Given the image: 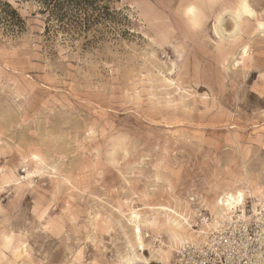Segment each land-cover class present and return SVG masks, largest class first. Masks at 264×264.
Wrapping results in <instances>:
<instances>
[{
	"label": "rangeland",
	"instance_id": "rangeland-1",
	"mask_svg": "<svg viewBox=\"0 0 264 264\" xmlns=\"http://www.w3.org/2000/svg\"><path fill=\"white\" fill-rule=\"evenodd\" d=\"M6 1L25 28L0 24V264H174L228 194L264 212V0H119L87 39Z\"/></svg>",
	"mask_w": 264,
	"mask_h": 264
},
{
	"label": "built area",
	"instance_id": "built-area-1",
	"mask_svg": "<svg viewBox=\"0 0 264 264\" xmlns=\"http://www.w3.org/2000/svg\"><path fill=\"white\" fill-rule=\"evenodd\" d=\"M199 239L182 245L174 264H264V212L244 206L225 218L198 213Z\"/></svg>",
	"mask_w": 264,
	"mask_h": 264
},
{
	"label": "trees",
	"instance_id": "trees-1",
	"mask_svg": "<svg viewBox=\"0 0 264 264\" xmlns=\"http://www.w3.org/2000/svg\"><path fill=\"white\" fill-rule=\"evenodd\" d=\"M24 1V0H23ZM38 6L44 18V35L61 34L75 39L91 33L95 38L102 28L117 26L124 16L114 9L119 0H25ZM0 24L10 35L22 33L25 21L6 0H0ZM93 40V39H92Z\"/></svg>",
	"mask_w": 264,
	"mask_h": 264
},
{
	"label": "bare ground",
	"instance_id": "bare-ground-1",
	"mask_svg": "<svg viewBox=\"0 0 264 264\" xmlns=\"http://www.w3.org/2000/svg\"><path fill=\"white\" fill-rule=\"evenodd\" d=\"M189 7H193V6H188L186 7L185 9V15L188 17V20L194 24V25H197L198 24V16H197V10H196V13L194 15L192 14H189L188 13V8ZM249 13V10L247 8V3L246 1H241L239 3V5L237 6V12L235 13V28L238 27V21L241 20L242 17H244L245 15H247ZM234 24V23H233ZM245 54V52H243ZM241 192H235L234 195H231V194H228V197L227 199L224 201V202H221L219 203V205L221 206V210L223 212L225 211H231L233 212L234 210H236L238 207H240L242 205V202H241ZM243 201V200H242ZM244 209H240V211H243ZM221 211V212H222ZM162 212V211H161ZM230 212V213H231ZM229 213V214H230ZM224 214V213H223ZM228 216V215H227ZM181 217V216H180ZM225 218V217H224ZM138 216L137 215H134L133 218H132V222H133V225H134V235L138 241V244L139 246L142 248L143 247V244H142V240H141V231H140V227H139V224H138ZM168 221V220H167ZM169 223V222H168ZM174 227H175V230H180L181 228V225L179 222H177L176 220H174ZM177 233V232H176ZM174 235V240L178 239V237L180 235L176 234ZM180 242L181 243V240L178 239L176 240V242ZM140 248H138L139 250ZM141 250V249H140ZM138 259H136L135 257H129L125 264H134L135 261H137ZM143 262V261H142Z\"/></svg>",
	"mask_w": 264,
	"mask_h": 264
},
{
	"label": "snow or ice",
	"instance_id": "snow-or-ice-1",
	"mask_svg": "<svg viewBox=\"0 0 264 264\" xmlns=\"http://www.w3.org/2000/svg\"><path fill=\"white\" fill-rule=\"evenodd\" d=\"M188 13L194 15L196 13V8L193 7H189L188 8ZM262 28H264V25H261ZM245 54H247V49H245ZM34 159H39V157H34ZM241 202L243 200V194L241 193Z\"/></svg>",
	"mask_w": 264,
	"mask_h": 264
}]
</instances>
